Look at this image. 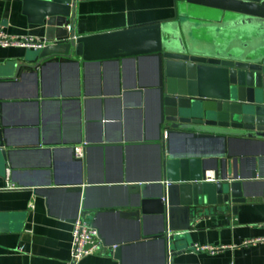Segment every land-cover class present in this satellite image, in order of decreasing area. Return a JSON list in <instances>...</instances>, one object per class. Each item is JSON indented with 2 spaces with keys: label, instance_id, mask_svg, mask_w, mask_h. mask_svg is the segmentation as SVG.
<instances>
[{
  "label": "crops",
  "instance_id": "obj_1",
  "mask_svg": "<svg viewBox=\"0 0 264 264\" xmlns=\"http://www.w3.org/2000/svg\"><path fill=\"white\" fill-rule=\"evenodd\" d=\"M178 2L75 0L76 35L167 20ZM0 29L45 40L61 34L31 23L22 0H0ZM28 50L0 47V264H69L72 228L80 218L98 230L102 249L79 264H264V240L246 243L264 238L259 179H247L246 201L235 212L198 218L190 229L194 245L172 257L160 239L163 216L149 205L142 209L160 196L156 175L159 144L165 143L164 129L158 138L154 58L84 60L73 54L13 79ZM82 144L78 160L75 148ZM170 144L176 151L185 147L178 136ZM229 153V168L247 173L245 159L263 154L264 145L234 141ZM195 245L221 248L198 251Z\"/></svg>",
  "mask_w": 264,
  "mask_h": 264
},
{
  "label": "water",
  "instance_id": "obj_2",
  "mask_svg": "<svg viewBox=\"0 0 264 264\" xmlns=\"http://www.w3.org/2000/svg\"><path fill=\"white\" fill-rule=\"evenodd\" d=\"M22 1L31 23L61 34L28 50L13 79L73 54L156 60L158 138L163 129L166 137L159 144L160 196L142 209L149 205L163 216L160 239L169 257L194 245L190 229L198 218L235 212L246 201L247 179L264 183V153L245 159L247 173L228 166L232 142L264 145V0H179L173 18L87 36L76 35L75 0ZM2 134L0 123V146ZM176 136L184 149L171 147ZM83 212L90 210L83 206Z\"/></svg>",
  "mask_w": 264,
  "mask_h": 264
},
{
  "label": "built area",
  "instance_id": "obj_3",
  "mask_svg": "<svg viewBox=\"0 0 264 264\" xmlns=\"http://www.w3.org/2000/svg\"><path fill=\"white\" fill-rule=\"evenodd\" d=\"M47 44V40L33 35L14 36L5 33L0 29V47H24L32 50L43 48ZM166 137V133L164 134ZM86 144H82L75 148V155L82 158L85 153ZM209 176V175H207ZM264 238L250 240L246 243H257L263 241ZM198 251L215 252L221 247L209 245H195ZM102 249V243L99 238L98 230L93 226L92 222L86 218L76 220L72 228V240L69 264H79L80 261L95 252Z\"/></svg>",
  "mask_w": 264,
  "mask_h": 264
}]
</instances>
